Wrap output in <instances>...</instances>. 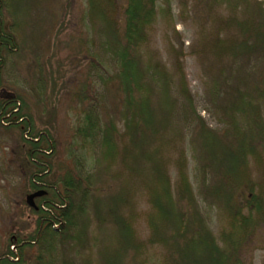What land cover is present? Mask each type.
Listing matches in <instances>:
<instances>
[{
	"label": "trees",
	"instance_id": "1",
	"mask_svg": "<svg viewBox=\"0 0 264 264\" xmlns=\"http://www.w3.org/2000/svg\"><path fill=\"white\" fill-rule=\"evenodd\" d=\"M87 1L84 21L93 35L87 51L94 58L89 71H97V65L115 66V74L96 75L102 99L111 98L117 120L105 122L97 102L85 109L79 132L85 143H99L101 161H121L125 167L130 161L134 173H147L154 215L151 238L142 248L164 250L161 258L149 257V264H250L252 249L264 247V2L195 0L196 7L205 8L200 17L209 25L198 32L190 54L200 67L208 113L222 125L212 129L196 108L179 56L170 68L150 47L158 0ZM165 2L163 13L168 16ZM12 3L16 7V0H0V126L20 135L32 167L29 192L46 195L35 201L37 210L29 207L35 230L26 239L11 241L0 264H25L12 259L11 247L21 253L38 244L54 256L57 246L76 238L78 217L91 207L92 186L99 179L93 174L82 177L79 169L75 174L68 170L59 182L49 179L56 154L53 134L35 128L22 96L1 90L6 58L19 48ZM215 10L226 13L220 16ZM85 91L83 85L77 94L84 104ZM170 154L177 168L175 185ZM253 167L258 180L251 174ZM204 205L224 219L218 235L210 228Z\"/></svg>",
	"mask_w": 264,
	"mask_h": 264
},
{
	"label": "rangeland",
	"instance_id": "2",
	"mask_svg": "<svg viewBox=\"0 0 264 264\" xmlns=\"http://www.w3.org/2000/svg\"><path fill=\"white\" fill-rule=\"evenodd\" d=\"M16 1V7L12 3L11 9L18 14L15 36L19 48L6 58L1 90L22 96L25 99L24 110L32 117L35 128L47 129L53 134L56 154L50 160L52 171L49 179L59 182L68 170L75 174L79 169L82 177L93 174L99 181L92 186L95 199L91 202V209L88 208L83 218L78 217L81 224L73 232L76 238L69 239L65 246H57L54 256L46 254V250L38 244L24 248L21 253L18 248L11 247L15 254L12 259L23 260L25 264H149L148 258L152 255L161 258L163 247L156 246L149 251L142 248L151 238L150 219L154 215L146 187L149 179L147 173L141 174V177L134 173L130 161L126 167L122 166L121 161L120 165L101 161L99 143H85L79 132L85 109L92 104L97 106V102L105 122L117 120L111 98L105 95L106 99H102L103 89L96 75L98 71L100 76L105 72L115 74V66L97 65V71H89L94 58L87 51V42L90 35L93 36L87 32L84 21L88 1ZM118 1L119 4L125 2ZM168 2V16L163 13L167 2H157V20L150 47L170 68L175 55L179 56L198 112L209 127L220 128L222 125L217 117L208 113L210 109L204 97L200 67L190 54V45L197 39L198 32L203 25H209L207 20L200 17L205 8L196 7L195 0ZM215 12L222 16L226 10L221 11L224 14L217 10ZM11 22L8 18L7 24ZM91 54H96L95 50ZM83 85L88 96L85 104L80 103L77 95ZM23 148L16 130L0 126V257L16 237L26 239L35 230V217L26 203L27 196L32 194L28 190L32 167L26 161ZM168 159L175 185L177 168L174 154H170ZM257 171L251 168L252 176L258 180ZM189 173L195 185L191 160ZM119 192L125 200H122ZM202 208L210 228L218 235L225 225L224 219L215 210L205 205ZM123 226H127L128 231ZM127 232L129 235H126ZM250 264H264V247L252 249Z\"/></svg>",
	"mask_w": 264,
	"mask_h": 264
},
{
	"label": "water",
	"instance_id": "3",
	"mask_svg": "<svg viewBox=\"0 0 264 264\" xmlns=\"http://www.w3.org/2000/svg\"><path fill=\"white\" fill-rule=\"evenodd\" d=\"M46 195V192L44 191H40V192H36V193H33V194H30L29 196H27V199H26V203L27 205L30 207V208H33V209H36L37 210V206H36V203H35V200Z\"/></svg>",
	"mask_w": 264,
	"mask_h": 264
}]
</instances>
